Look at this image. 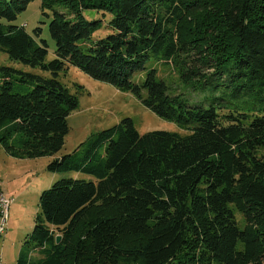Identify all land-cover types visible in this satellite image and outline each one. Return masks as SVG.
Returning <instances> with one entry per match:
<instances>
[{
    "label": "trees",
    "instance_id": "trees-1",
    "mask_svg": "<svg viewBox=\"0 0 264 264\" xmlns=\"http://www.w3.org/2000/svg\"><path fill=\"white\" fill-rule=\"evenodd\" d=\"M33 1L0 0V50L52 75L0 66L8 156L62 152L79 107L59 81L71 67L132 93L181 132L140 134L124 119L99 133L84 159L54 158L50 172L98 183L62 179L44 191L17 264H264V0H41L54 12L52 61L46 41L10 24ZM86 10L110 14L115 33L90 43L101 22ZM152 55L172 64L196 99L154 69L136 82ZM17 83L34 88L15 93ZM244 97L252 113L238 107Z\"/></svg>",
    "mask_w": 264,
    "mask_h": 264
},
{
    "label": "rangeland",
    "instance_id": "rangeland-1",
    "mask_svg": "<svg viewBox=\"0 0 264 264\" xmlns=\"http://www.w3.org/2000/svg\"><path fill=\"white\" fill-rule=\"evenodd\" d=\"M56 10L68 15V11L63 7H58ZM84 15L91 23L101 22L100 28L93 33L90 43L115 33L109 24L110 14L86 10ZM53 18L54 12L43 9L42 1L35 0L10 24L25 27L26 32L34 36L38 44L42 45V41H46L48 61H52L56 57V42L49 31ZM38 28L42 29L39 35L36 31ZM0 66H11L44 77L52 76L49 72L11 61L2 50H0ZM152 69L157 70L159 79H164L174 90L189 93L172 64H166L154 55L148 62L146 70L135 75L136 82H143L148 71ZM59 81L79 98L78 109L68 119L70 132L62 152L55 157L16 160L8 156L5 149L0 146V189L6 195L11 194L10 196L16 192V195L12 196L15 201L10 210L6 232L0 241V264H17L19 255L27 251L25 242L34 229L35 219L39 213L40 197L44 191L62 179L72 178L98 183L96 176L84 172H50L48 165L54 158L72 155L75 160L84 159L88 144L94 141L99 133L119 125L124 119H131L140 134L157 130L181 132L176 123L156 115L132 93L120 91L108 83L93 79L78 68L71 67L67 72H62ZM33 88L30 83H17L14 92L26 94ZM189 97L191 100L196 99V96L190 93ZM238 107L249 113L254 109L253 102L248 97L240 99ZM107 145L106 143L97 150L95 155L97 158L104 157ZM37 257H40L39 252L32 254V258Z\"/></svg>",
    "mask_w": 264,
    "mask_h": 264
},
{
    "label": "built area",
    "instance_id": "built-area-1",
    "mask_svg": "<svg viewBox=\"0 0 264 264\" xmlns=\"http://www.w3.org/2000/svg\"><path fill=\"white\" fill-rule=\"evenodd\" d=\"M13 202L14 200L10 196H7L3 193L0 194V241L2 236L6 232L10 210Z\"/></svg>",
    "mask_w": 264,
    "mask_h": 264
},
{
    "label": "crops",
    "instance_id": "crops-1",
    "mask_svg": "<svg viewBox=\"0 0 264 264\" xmlns=\"http://www.w3.org/2000/svg\"><path fill=\"white\" fill-rule=\"evenodd\" d=\"M14 159H15V158H14ZM16 160H21V159H16ZM2 193H4V191H3L2 189H0V194H2ZM4 194H6V193H4ZM7 195L10 196L11 194H7ZM14 195H16V192H15V193L13 192V195H12V196H14ZM12 196H11V197H12Z\"/></svg>",
    "mask_w": 264,
    "mask_h": 264
},
{
    "label": "water",
    "instance_id": "water-1",
    "mask_svg": "<svg viewBox=\"0 0 264 264\" xmlns=\"http://www.w3.org/2000/svg\"><path fill=\"white\" fill-rule=\"evenodd\" d=\"M62 237L61 236H57L56 240H57V243H59L61 241Z\"/></svg>",
    "mask_w": 264,
    "mask_h": 264
}]
</instances>
